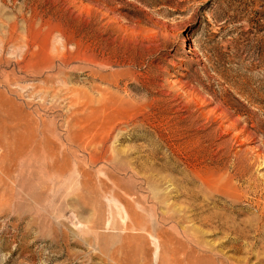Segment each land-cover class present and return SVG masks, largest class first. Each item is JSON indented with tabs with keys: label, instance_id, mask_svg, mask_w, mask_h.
Returning <instances> with one entry per match:
<instances>
[{
	"label": "rangeland",
	"instance_id": "rangeland-1",
	"mask_svg": "<svg viewBox=\"0 0 264 264\" xmlns=\"http://www.w3.org/2000/svg\"><path fill=\"white\" fill-rule=\"evenodd\" d=\"M0 264H264V0H0Z\"/></svg>",
	"mask_w": 264,
	"mask_h": 264
}]
</instances>
